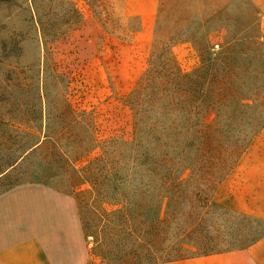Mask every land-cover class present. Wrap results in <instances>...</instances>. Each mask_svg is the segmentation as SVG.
I'll return each instance as SVG.
<instances>
[{
  "label": "trees",
  "instance_id": "16d2710c",
  "mask_svg": "<svg viewBox=\"0 0 264 264\" xmlns=\"http://www.w3.org/2000/svg\"><path fill=\"white\" fill-rule=\"evenodd\" d=\"M208 40L190 71L179 68L168 41L152 51L125 98L130 138H97L90 114L71 106L70 80L48 51L42 68L19 72L0 177L12 175L10 187L43 183L72 195L88 264H163L232 250L212 251L215 222L207 216L217 187L264 129V65L253 68L237 49L213 55Z\"/></svg>",
  "mask_w": 264,
  "mask_h": 264
},
{
  "label": "rangeland",
  "instance_id": "374dc122",
  "mask_svg": "<svg viewBox=\"0 0 264 264\" xmlns=\"http://www.w3.org/2000/svg\"><path fill=\"white\" fill-rule=\"evenodd\" d=\"M139 2L0 0V101H8L5 106L0 103V118L8 122L0 124L4 131L0 140L9 144L14 134L7 110L18 92L19 72L42 68L47 51L58 72L70 80L71 106L90 114L99 140L131 137L132 111L125 98L148 68L152 51L169 37L174 38L168 41L169 50L183 71L200 64L198 45L206 38V51L213 55L237 49L249 54L253 68L264 65L259 15L248 0H157L149 10ZM140 8H146L144 14L134 12ZM12 184V175L0 177V193ZM218 190L213 196L214 213L207 216L215 222L212 251L237 249L261 237L264 215L254 211L264 210L263 205L242 200L239 209H233L226 197L227 191H233L232 183ZM236 190L242 193L244 188L236 184Z\"/></svg>",
  "mask_w": 264,
  "mask_h": 264
},
{
  "label": "crops",
  "instance_id": "0c3cea01",
  "mask_svg": "<svg viewBox=\"0 0 264 264\" xmlns=\"http://www.w3.org/2000/svg\"><path fill=\"white\" fill-rule=\"evenodd\" d=\"M156 5L157 0L139 3ZM259 15L264 38V0H248ZM146 8L134 10L144 14ZM232 183L226 193L233 209L244 200L264 207V129L217 187ZM236 184L244 190L239 193ZM248 195V196H247ZM255 202V203H254ZM262 212V213H260ZM254 213L264 215L258 207ZM88 246L81 229L76 199L43 183H20L0 193V264H88ZM163 264H264V235L251 245Z\"/></svg>",
  "mask_w": 264,
  "mask_h": 264
}]
</instances>
